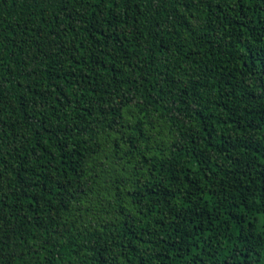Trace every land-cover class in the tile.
Returning a JSON list of instances; mask_svg holds the SVG:
<instances>
[{"label":"trees","instance_id":"trees-1","mask_svg":"<svg viewBox=\"0 0 264 264\" xmlns=\"http://www.w3.org/2000/svg\"><path fill=\"white\" fill-rule=\"evenodd\" d=\"M0 264H264V0H0Z\"/></svg>","mask_w":264,"mask_h":264},{"label":"rangeland","instance_id":"rangeland-1","mask_svg":"<svg viewBox=\"0 0 264 264\" xmlns=\"http://www.w3.org/2000/svg\"><path fill=\"white\" fill-rule=\"evenodd\" d=\"M97 162H98L99 167H103L102 169L104 171L101 169L102 174H106L105 176L112 175V170L110 168H108L106 165H104L101 161H97Z\"/></svg>","mask_w":264,"mask_h":264}]
</instances>
